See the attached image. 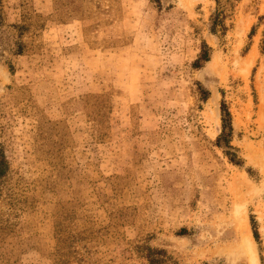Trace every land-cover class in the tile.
Wrapping results in <instances>:
<instances>
[{
  "label": "rangeland",
  "instance_id": "rangeland-1",
  "mask_svg": "<svg viewBox=\"0 0 264 264\" xmlns=\"http://www.w3.org/2000/svg\"><path fill=\"white\" fill-rule=\"evenodd\" d=\"M159 1H0V264H264V0Z\"/></svg>",
  "mask_w": 264,
  "mask_h": 264
},
{
  "label": "trees",
  "instance_id": "trees-1",
  "mask_svg": "<svg viewBox=\"0 0 264 264\" xmlns=\"http://www.w3.org/2000/svg\"><path fill=\"white\" fill-rule=\"evenodd\" d=\"M1 1V0H0ZM153 3H155L157 6L160 5L159 0H150ZM216 2L218 0H215ZM215 22V21H214ZM213 22L212 24V31L215 30L216 24ZM20 53V52H18ZM261 53L264 56V31L262 35V41H261ZM210 59V52L209 48L205 45L204 49H202L198 55V57L193 61L192 63V68L193 69H200L206 62H208ZM202 99L203 101L207 100L208 97V92L202 90ZM220 112H221V132L216 139V145L218 147L224 148L225 149V155L228 157L229 161L235 165H242V160L236 156L235 153L232 152L233 148L231 147V138H232V125H231V115L226 107V104L224 101L221 102L220 104ZM250 226H251V233L254 241L260 245V236L257 228V222L254 220L253 217L250 218ZM162 251H153V250H148V256L147 260L149 264H160L165 261V259L162 260H156L154 257H152L153 254H158L162 255ZM164 256V255H163ZM157 261V262H156ZM159 261V262H158ZM261 262L263 263V259L261 258Z\"/></svg>",
  "mask_w": 264,
  "mask_h": 264
},
{
  "label": "crops",
  "instance_id": "crops-1",
  "mask_svg": "<svg viewBox=\"0 0 264 264\" xmlns=\"http://www.w3.org/2000/svg\"><path fill=\"white\" fill-rule=\"evenodd\" d=\"M81 37V36H80ZM80 37L74 40L73 43L70 44V47H76V51L79 54V60L83 61L84 64H88V62H91L92 59L95 56V51L90 50L87 46L83 45L80 41ZM73 39V38H71ZM103 54L101 51L97 55ZM116 54V51L114 52V55ZM118 55V54H116ZM100 81V80H99ZM101 82V81H100Z\"/></svg>",
  "mask_w": 264,
  "mask_h": 264
}]
</instances>
